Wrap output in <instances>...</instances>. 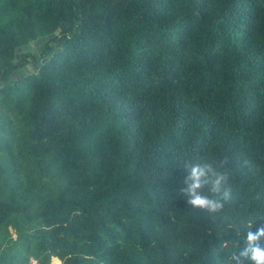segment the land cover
I'll use <instances>...</instances> for the list:
<instances>
[{
    "label": "trees",
    "instance_id": "trees-1",
    "mask_svg": "<svg viewBox=\"0 0 264 264\" xmlns=\"http://www.w3.org/2000/svg\"><path fill=\"white\" fill-rule=\"evenodd\" d=\"M222 157L213 220L184 162ZM256 216L264 0H0V264H238Z\"/></svg>",
    "mask_w": 264,
    "mask_h": 264
},
{
    "label": "clouds",
    "instance_id": "clouds-1",
    "mask_svg": "<svg viewBox=\"0 0 264 264\" xmlns=\"http://www.w3.org/2000/svg\"><path fill=\"white\" fill-rule=\"evenodd\" d=\"M226 161L227 158L222 157L219 161L186 160L184 162L186 174L183 177L184 187L181 189L186 193L184 198L190 205L206 210L213 220L221 215L226 202L232 197L230 187H225L229 180V171L225 167ZM206 181L210 182L208 191L213 195L202 194L198 191L202 182ZM259 217H253L246 222L249 225L244 237L246 243L232 253L238 264H243L244 259L249 261V264H264V246L259 243L260 238L264 236V227L257 228L255 232L251 230L253 223ZM230 224L231 221H229ZM229 229L230 227L227 231ZM29 264H36V262L30 257Z\"/></svg>",
    "mask_w": 264,
    "mask_h": 264
},
{
    "label": "water",
    "instance_id": "water-1",
    "mask_svg": "<svg viewBox=\"0 0 264 264\" xmlns=\"http://www.w3.org/2000/svg\"><path fill=\"white\" fill-rule=\"evenodd\" d=\"M59 33V29H57L54 33L46 35V36H42L37 38L34 41H31L27 44H24L22 46L23 52H27L29 51L31 48L36 47L41 45L42 43H45L46 41H48L49 39L53 38L54 36H56Z\"/></svg>",
    "mask_w": 264,
    "mask_h": 264
},
{
    "label": "bare ground",
    "instance_id": "bare-ground-1",
    "mask_svg": "<svg viewBox=\"0 0 264 264\" xmlns=\"http://www.w3.org/2000/svg\"><path fill=\"white\" fill-rule=\"evenodd\" d=\"M53 264H61V260L58 257H54Z\"/></svg>",
    "mask_w": 264,
    "mask_h": 264
},
{
    "label": "rangeland",
    "instance_id": "rangeland-1",
    "mask_svg": "<svg viewBox=\"0 0 264 264\" xmlns=\"http://www.w3.org/2000/svg\"><path fill=\"white\" fill-rule=\"evenodd\" d=\"M36 262V261H35ZM53 262H54V257L52 258V264H53ZM61 264H62V262H61Z\"/></svg>",
    "mask_w": 264,
    "mask_h": 264
}]
</instances>
